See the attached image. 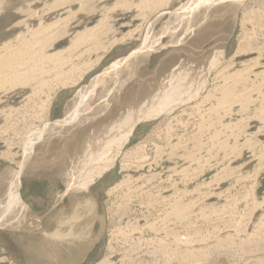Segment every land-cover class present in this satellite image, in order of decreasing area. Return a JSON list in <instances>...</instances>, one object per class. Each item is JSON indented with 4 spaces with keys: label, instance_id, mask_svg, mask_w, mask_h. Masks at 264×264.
Wrapping results in <instances>:
<instances>
[{
    "label": "bare ground",
    "instance_id": "obj_1",
    "mask_svg": "<svg viewBox=\"0 0 264 264\" xmlns=\"http://www.w3.org/2000/svg\"><path fill=\"white\" fill-rule=\"evenodd\" d=\"M9 1L0 0V17L6 14ZM41 1L46 0L25 2L18 15L26 12L24 8L29 10ZM52 2L57 4L49 9L52 14L67 9L71 10V16L32 28L29 24L34 12H31L32 18L30 15L28 20H20L11 27L10 34H16L14 42L0 41V144L6 143L10 152L0 159L20 161L17 169L0 165V195L5 193L4 199L9 195L11 201L18 202L22 177L42 179L57 175L66 179V192L58 198L62 200L69 193L87 190L88 196L94 183L116 168L119 156L123 155L119 169L121 179L107 193L112 199L111 211L119 216L120 223L129 218L126 226L131 230L129 233L119 230L118 238L144 237L151 232L155 241L150 239L148 243L156 239L164 242L158 237H169L176 251L171 250L177 253L178 247L189 241L177 234V228L191 221L196 229L202 226L217 228L229 223L227 218L233 213V205L223 201L218 187L222 181L233 177L238 183L247 184L254 193L264 167L260 164L262 167L251 175L239 166L240 175L236 176L231 166L234 160L243 157L244 151L251 150L252 157L263 162L264 137L249 135L243 119L236 124L227 120L235 114L244 118L251 110L264 114V0ZM240 10L244 13L242 35L230 58L227 43L231 42ZM22 27H26L25 33L15 32ZM210 42L214 45L208 50L201 47ZM131 44L136 48L126 58L105 68L67 102L63 119L47 124L41 131L40 127L36 128L41 124L39 118L32 129L38 145L31 138L18 142L7 140L8 128L2 123L19 111L15 100L25 90L30 92L29 100L40 99L41 114L49 116L59 91L79 87L116 47ZM161 50L165 54L157 67L148 70L152 54ZM157 120L161 122L155 132L133 149L124 150L140 124ZM255 137L258 140L252 142ZM219 165L223 168L212 181L199 184L202 175ZM192 186L194 190H190ZM194 195L198 196L197 200H193ZM262 205L264 207V202ZM140 207L155 218L149 222L137 216L131 222L132 212ZM92 208L88 199L77 204L73 218L78 216L84 220L85 212ZM28 213L29 210L22 213L23 223L27 224L24 231L21 230L25 241L32 242L30 237L39 231L48 240L50 237L51 243L58 242L65 249L77 242L76 233L80 230L70 226L65 233L48 235L41 228V219L36 214L26 215ZM233 232L228 231L224 240L216 237V241L212 239L214 242H206L203 246L187 244L183 251L186 259L202 256L219 244L230 242ZM239 234L237 232V236ZM160 246L152 251L150 248L139 250L141 255L138 252L136 259L142 264L157 259L162 253ZM39 247L43 252L44 248ZM36 250L39 252L38 248ZM72 250L68 248L66 252ZM116 257L113 248L98 264H132L135 261L127 256Z\"/></svg>",
    "mask_w": 264,
    "mask_h": 264
},
{
    "label": "rangeland",
    "instance_id": "obj_2",
    "mask_svg": "<svg viewBox=\"0 0 264 264\" xmlns=\"http://www.w3.org/2000/svg\"><path fill=\"white\" fill-rule=\"evenodd\" d=\"M28 1H30V2L32 1L33 3H35L34 2L35 0H10L9 1V3H8L9 7H8L6 14H4L2 17H0V41H2V42H14L16 40L15 39L16 34L15 33L13 35L10 34V32H12V31H10L11 27L16 22H18L20 20H28L30 15H31V12H34L33 21L31 22V24H29V26H32V28H37L39 26V24H41V23L50 24V23H55L57 20H66L67 18H69L71 16V13H70L71 10H67V9L62 10V11H57L58 9L56 8L55 10L57 11V13L52 14V11H50L49 9L51 8V6L57 7V4H53L52 0H50V1L46 0V1H41V2L37 3L36 5L34 4L35 6L33 5L29 10L24 8V10H26V12H22V14L19 13V15H20V17H19V15H18L19 9L21 10L23 7H25L24 3L28 2ZM73 9L75 11L79 10L78 7H73ZM33 15H31V18L33 17ZM238 15H239L238 20H237L238 24L235 26V28L233 30L232 36L230 38L231 42L227 43L228 57H230V58L236 52L237 46L240 42L239 41L240 37L242 35L243 27L241 26L242 25L241 22L244 19L243 11L240 10L238 12ZM19 30H20V32H24V33L27 31L26 27H22L21 29H18L15 32H19ZM79 30H81V29H79ZM166 40L167 39L164 38L163 42H165ZM135 43L140 44V42L139 43L135 42ZM213 45H214V43L210 42V44L202 45L201 47H204V50H208L209 47L211 48ZM135 48H136V46H134V44L116 47V49L113 51V53L111 55H108V57L103 61V63L100 66H98V68H96L92 73H90L88 76H86L85 80L82 82V84L79 87L69 88V89H64V90L59 91L58 95L56 97V100H54V102H53L52 113L49 116L41 114V101H40V99L32 98L31 100H29L28 97L30 96V92L28 90H25L26 92H24V94L21 93L23 95H21L19 97V99H17V101L15 100L17 105L20 107L19 111L13 113V115H14L13 118L8 119V121H6L7 123L6 122L2 123V125L6 124V127L8 128L9 137L7 138V140L10 141L11 139H14L15 142H18L21 139L24 140L27 138H29V139L31 138L32 142H34L35 144L38 145L39 142L36 138V135L34 137V133H33L34 130H32V129L35 128V127L33 128V126H36V122L40 121L39 118H41V124H38L36 128L40 127L41 129H39V130H41V131L44 129V127L47 124L63 119L65 106H66L67 102L70 101L75 96V94L77 93V91L80 88L82 89L83 86L88 85L90 83V81L93 78H95L96 76H98L99 74H101L105 68L111 66L116 61L121 60V58H126L132 52V50ZM164 54L165 53L163 50L158 51V53H156V54L155 53L152 54L151 59H150V64L148 65V70H151V71L154 70L157 67L159 60L164 56ZM15 97H18V94L15 95ZM21 106H22V108H21ZM247 114L244 116V118H242L241 115H236V114L232 115L231 117L227 118L228 123L231 122V124H236L241 119H243V122H245L244 126L247 127V125H248V127L245 130L249 135L256 136V134H257V135H262L264 137V123H263L264 121H262V120H264V114H261V115H260V113L257 114V112H254V110L249 111ZM245 118H247V120ZM244 120H246V121H244ZM160 122H161L160 120H157V121H151V122H146V123L140 124L138 126V128L135 130V132L131 138L130 144H128V146L124 150H129L130 148L133 149V147L136 146V144H138L140 141L145 139L147 137V135L151 134L152 132H155L157 130V128L159 127ZM247 122L249 124H247ZM161 128L163 129L164 126ZM36 131H38V130H36ZM259 138L261 139L262 137H259ZM256 139L258 140L257 137L253 138V140L251 138L252 142H254V140L257 141ZM262 141H264V138L262 139ZM0 142H2V140H0ZM22 144H24V142H22ZM8 150H9V148H8L7 144L1 143L0 144V158L6 157L5 154H10V152H8ZM121 156H123V155L119 156V158L117 160L116 168H114L110 172L106 173L103 177L98 179L94 183L93 187H91L92 193L94 194V196H96V198L98 199V202H99V215H100L99 220H98V215H96L97 216L96 221L94 220V222H96V223L93 224L92 239L97 238L98 235H100V238H99V241L95 244L93 250L90 251V253L89 252H88V254H80L79 253L80 254L79 258L80 257H81V259L83 258L82 262L79 264H98L104 258H106V256H108L110 254V250L113 248H114V255L117 256L116 257L117 259H118V257L127 256V257H130L132 260H135L134 262H132V264H142L141 260L136 259L138 256V252L141 255L142 249L150 248L149 250L152 251L153 248H158V246H160V245H161L160 246L161 248L159 247V249L162 250V253L160 254V256L155 260H151L150 262H147V264H264V207H263V205L260 206L261 203L264 202V167H262V166H264L263 165L264 160H263V162H260L257 159H254L252 157L251 150L244 151L243 157L241 159L234 160L233 164H232L233 166H231V168H234V171L236 172V176L240 175L239 169L241 166L244 167V168H242L243 170L246 169L245 172H250V174L252 173L251 175H253V173H255L257 170H259L260 166L262 165L261 166L262 167L261 168L262 169V174H261L262 178H260V184L258 185L257 190L253 193L252 189L246 187L247 184H243L242 182L238 183L236 178H233V177L225 179L224 181H222L221 185L218 187V192L220 193V195H223L222 196L223 201L227 202L228 205H231V206L233 205L232 207L234 209L232 215L230 216L231 219L227 218V221H229V223H226L225 226L223 223L222 225H220L221 227L219 226L220 228L219 227L207 228V226H204V227L202 226L200 228L198 227L197 228L198 230H197L196 228L192 227L193 223L191 221V223H186V225H184V227L177 228L179 231H177V229H175L174 232L177 231V234L180 237H184L190 241V243H189V241L186 242L185 246L180 245V247H178V248H180L182 253L180 252V250L177 251V253L174 252L176 250L172 246L171 239L169 237H167V239L165 237H162V238L158 237L160 240L163 239L164 242L158 241V239H156V242H154V243L152 242L153 244L151 242L148 243V241L150 239L154 238V235L151 232H147L144 235V237H141V236L140 237H132V238H122V237L118 238L117 237V233L119 230H122L126 233H129V231L131 230L130 227L127 228V226H126L127 223L129 222V221H127V220H129V218H125L120 223L119 216H116L113 213V211H111L112 199L107 197V193L111 189V187L114 186L115 183H117L119 181V179H121V176L119 174ZM220 156L222 157L223 155L220 154ZM7 157H8V155H7ZM221 157H219V158H221ZM19 163H20V161L14 162L9 158H6V160L0 159L1 167L3 166V167L11 168V169H17L20 166ZM246 163L248 164L247 166L245 165ZM222 168L223 167L219 165L215 170L207 171L204 175H202L200 177V180H199L200 183L199 184H202L205 182L208 183V182L212 181L214 179L213 178L214 175L217 174L219 171H221ZM54 174H56V172ZM26 179H28V178H26ZM32 180H34V179H32ZM35 180H42V181L55 180V181H58V182H60V184L59 185L57 184V186L55 187V190L56 191L59 190V192H61L60 195H62L63 193L66 192V185H65L66 179L65 178L61 179L57 175H52L50 177H45L42 179L35 178ZM49 185L50 184H42V187L39 189L32 188L31 197L29 198V200H31V203H33V202L37 203L36 207L38 209V213L42 214V215H39L38 217L37 216L36 217L37 218H41V217L44 218V219H41L40 224L42 226L41 228H44L45 231H48V235L50 234V232L54 231L55 228L57 227V217L59 216L58 213L69 216L75 210L74 205L71 204V201L69 202V197H70V195H72V193H69L66 196H64V198H62V200L59 199L58 205H56L57 203L53 204V205L50 204L49 201L52 198L51 195L53 194V192L51 193V187ZM250 185H253V184H250ZM5 186L7 187V185H5ZM20 187H21V184H20ZM194 189H195V186H192L190 188V190H194ZM89 190H90V188H89ZM245 190H246V192H245ZM87 191H81L79 193H73V194L81 200L82 197L86 196ZM193 198H194L193 200H197L198 196L194 195ZM39 199L43 200L42 204H39V202H38ZM188 200H190V199H188ZM250 203H251V205H250ZM234 205L236 206V208ZM57 206L59 208H57ZM258 206L260 208H258ZM52 210H54V211H52ZM92 211L93 210L90 209V211L88 210V212H85V214L87 215ZM234 211L236 213H234ZM83 213H81V215ZM137 216H138V218H141V219H145V220L147 219L146 221H149V222H151L153 220V217L155 218L154 215H152L149 211H147L145 208H142V207L136 208L132 212L131 222H133V220H134L133 217H137ZM144 216H145V218H143ZM78 218H79L78 216L76 219L72 218L69 221V223L67 224V226L68 227L72 226L74 229V225L79 220ZM244 218H246V219H244ZM230 225H231V227H229ZM247 225H248V227H247ZM187 226H189V227H187ZM222 226H224V228ZM236 226L241 230H237L238 228ZM202 228H203V230H202ZM195 229H196V231H195ZM199 229H201V231ZM214 230L216 232H214ZM231 230H232V232L234 231L233 232L234 234L236 233V236H237V232H238V234L240 232H244V233H240L239 236H237L240 242L243 240L242 241L243 243L238 242V239L233 234V236L231 238L232 243H231V241L227 242V243L224 242L223 244L221 243V244H219L218 247L211 250L212 252L208 251V252H205L202 256H200V254H199L198 256H196L194 258L193 257H187V259H186L185 253L183 251L186 249L187 244H188L187 246H195V247L197 246L198 247L200 245L201 246L205 245L206 242L207 243H211V241L214 242L219 237H220L219 238L220 240H224L228 236L227 232L231 231ZM235 230H237V231H235ZM23 231H24V229H22V232ZM189 231H190V233H189ZM198 231H200V232H198ZM64 232H67V229ZM187 232H188V234H187ZM220 232L223 233L224 235L221 234ZM247 233H248L249 237H248ZM42 234H43L42 232L40 233L38 231L35 235H32L30 237V240H33L34 243L37 242L36 244H40L39 242H42V241L44 243L45 242L49 243V241H50L49 244H51L50 237L48 240V237L45 236V234H43V235ZM187 235H188V238H187ZM213 236H215V237L213 238ZM250 236H252V237H250ZM245 237H247V239ZM204 240H205V242H204ZM245 240H248L249 243ZM152 241H155V239L154 240L152 239ZM199 241H202V243ZM145 242L148 243L149 246L145 247V245H146ZM76 243L70 244V246H67L66 249H68V248L74 249L76 246ZM144 243H145V245H144ZM167 244H168V246H167ZM31 245L34 247L33 243H31ZM31 245H30V247L32 248ZM31 248H29V254H26V253H22L20 250H18V246L15 243L7 244V247H6V244L2 243V241H0V264H36L37 261H38L37 264H52L50 261L36 260V258H35L36 253L34 252L33 248L32 249ZM66 249H65V251H66ZM171 249L174 251H172ZM59 255H61V254H59ZM171 256H173L175 258H173ZM63 261H64L63 263L59 261V264H71L70 263L71 261H69V260L63 259Z\"/></svg>",
    "mask_w": 264,
    "mask_h": 264
},
{
    "label": "crops",
    "instance_id": "obj_3",
    "mask_svg": "<svg viewBox=\"0 0 264 264\" xmlns=\"http://www.w3.org/2000/svg\"><path fill=\"white\" fill-rule=\"evenodd\" d=\"M42 184H50L49 186L51 187V193L53 192V194L51 195L52 198H51V200L49 202L52 205L56 204V203H57L56 205H58V202H59V199H60L58 197H60V193L61 192H59V190L56 191L55 187L57 186V184L59 185L60 182L55 181V180L42 181V180H35V179L32 180V179H26V178L23 179L22 178L21 179V187L18 190V194H19V197H20L19 199L22 202L21 201H18V202L17 201H11V198L9 197V195H6V199H4V194L5 193H2L3 194L2 196L0 195V198H1L0 199V208L2 209V210L0 209V226H1L0 227V241H2V243H5L6 247H7V244L15 243L18 246V250H20L22 253L29 254V248H31V247L28 244H29L30 241H25L26 239L21 237L22 235H21V232H20L22 230L21 228L25 229L24 227H26V224L23 223L24 222V218H23L24 216L22 217V215L27 213V210H29V213L26 214V215H34L35 216V214H36L37 217L39 215H42V214L38 213V209L36 207L37 203H35V202L31 203V200H29V198L31 197L32 188L39 189V188L42 187ZM2 197H3V199H2ZM40 199L38 200V202H39V204H42L43 200H40ZM87 199L92 202L93 211L89 213L90 215H86L85 216V218H87L88 220L85 219V218H84V220H80L79 219L76 222V224L74 225V228L76 230H80L81 231V232L78 231L79 233H76L77 234V237H76L77 243H76L75 249H73V251H69V252L67 251L68 252L67 253L65 251V248L63 246L60 247L58 242L56 244H54L55 242L51 243L52 247H50V245H48L49 243H47V242H45L46 244H43L44 242L43 243L41 242V244H36L32 240V242H33V244L35 246V247H33V249L35 248L34 252L36 253V257H35L36 260H46V261H50L52 264H59V261L63 263L64 262L63 259H64V260L71 261L70 262L71 264H79V263L82 262V259H83V258L81 259V257L79 258L80 254H88V252L90 253V251L93 250L95 244L99 241V238H100V235H98L97 238L92 239L93 230L91 228V225L93 226V224H94L93 222H94V220L97 217L96 215H98V220H99V217H100L99 209H98L99 208L98 199L96 198V196H94V194L92 193V190H91V192H90V194L88 196L86 195V196L81 198L82 201L77 196H75L74 194L70 195L69 202L71 201V204L74 205V209H75L77 207V204H81L83 201H86ZM1 201H3V202H1ZM27 207H28V209L26 210ZM57 208H59V207L57 206ZM52 211H54V210H52ZM74 213L75 212H73L69 216L68 215L66 216L64 214L58 213L59 216L57 217V227L55 228L54 231L50 232V235L51 234L54 235V234L60 233V232L61 233H65L63 230L65 229V231H66V228L69 229L67 224L74 217ZM91 215H93V216H91ZM40 219H44V218L41 217ZM86 220L88 221L87 223H86ZM91 221H93V222H91ZM2 224L5 225V226L3 227ZM22 224H24V225H22ZM59 224L61 226H59ZM81 224L83 226H80ZM85 224H86V226H85ZM62 225L66 226V227H63ZM85 229L87 230V232L84 231ZM82 231H84L85 233H83ZM47 233H48V231H47ZM80 233L82 235L85 234V236L83 237ZM88 234H90V235H88ZM81 238H83V239H81ZM88 238L91 239V241ZM86 240H89V241H86ZM32 242H30V243H32ZM51 242H53V240ZM39 246L44 248L43 252L39 249L40 248ZM48 246L50 248H52V249H50ZM56 246L57 247L59 246V249L58 248L55 249ZM37 248H38L39 252H36ZM47 249H48L49 252H47ZM53 249L56 250V252ZM44 250H46L45 252L47 254L44 252ZM58 254H61V255H58ZM40 255H42V257ZM37 262H36V264H37Z\"/></svg>",
    "mask_w": 264,
    "mask_h": 264
}]
</instances>
